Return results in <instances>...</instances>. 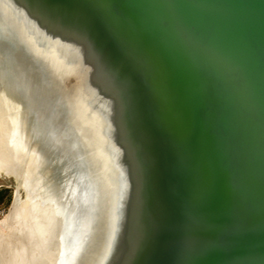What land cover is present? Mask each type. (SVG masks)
Wrapping results in <instances>:
<instances>
[{"label": "bare ground", "instance_id": "1", "mask_svg": "<svg viewBox=\"0 0 264 264\" xmlns=\"http://www.w3.org/2000/svg\"><path fill=\"white\" fill-rule=\"evenodd\" d=\"M119 4L0 0V169L21 179L33 201L10 232L20 242L31 232L32 248L24 256L11 255L15 248L0 234V264H170L193 246L197 233L187 239L186 233L206 211V199L215 191L219 198L222 155L214 170L212 147L202 148L199 139L185 150L177 142V130L171 133L178 118L172 111L157 116V98L169 85L157 63L172 68L182 61L181 50L174 52L162 31L151 28L152 17L145 12L150 5L139 8L146 16V28L140 29L141 13L124 18L127 9ZM193 5L223 54L221 83L243 98V76L248 79L256 71L247 69L219 13L205 0H193ZM180 44L194 65L210 62V53L195 49L194 41ZM141 48L131 67L123 70L129 54ZM232 70L233 76L227 73ZM190 98L200 114L197 103L206 99L198 93ZM243 101L264 136V109H253L248 98ZM139 110L146 115L136 122ZM218 115L216 110V120ZM139 123L150 132L142 134ZM170 133L169 151L159 141ZM231 140L233 147L236 137ZM220 145L217 140V151ZM155 146L160 159L152 156L154 163L148 166ZM233 153L230 162L237 170L239 155L234 148ZM255 171L264 174V154ZM257 183L244 201L251 206L246 213L238 206L223 211L227 217L223 220L222 214L213 243L206 244L208 264H237L264 233V177ZM168 189L178 195L175 207L163 201ZM180 221L187 227L178 233Z\"/></svg>", "mask_w": 264, "mask_h": 264}, {"label": "water", "instance_id": "2", "mask_svg": "<svg viewBox=\"0 0 264 264\" xmlns=\"http://www.w3.org/2000/svg\"><path fill=\"white\" fill-rule=\"evenodd\" d=\"M111 1L121 3L122 7L126 9H132L130 14L133 12L141 13L139 17L143 20L145 17L142 16V11H139V8L145 3L150 5L151 7L149 6L145 12L152 17L151 28H159L160 31H164L167 36H170L171 40L176 39L179 43L185 41L187 44L192 40L195 42V49L210 53L209 58H207L210 62L205 63L204 61L197 67L193 64L194 60L191 56H189L190 58L184 57V54L186 55L185 48H180L182 59L184 58V61L191 66L194 65L193 69L189 71L188 78L191 80L193 77L195 80L193 87L188 88L186 94L192 96L198 93L206 99L201 103H196L199 105L198 109H200L202 117V123L201 120L199 123L205 127L203 130H206L208 140L213 144L214 170L216 169L217 157L222 155L223 158L224 175L220 182L219 198L216 199L215 191L207 202L210 207L207 213L209 229L205 234L204 242L206 241L209 245L210 242L213 243V237L216 233L215 226L219 223L217 221L220 220L222 214L224 215L223 220L227 217V213L224 214L223 211L241 205L239 194L243 187L245 188L251 179H254L257 173L255 171L256 165L259 164L264 154V136L260 126L249 117L251 111L248 109L252 108H248V104H244L243 101V99L248 98L253 109H264V0H205L214 9V12L216 10L219 13L224 27L230 31L238 44V50H242L241 56L247 64V69L256 71L254 76L248 77V79L243 76L245 84L242 90L246 96L241 99L236 96L234 87L225 88L221 83L222 77L218 65L223 60V54L218 43L214 44L215 41L209 27L198 17L199 13L194 9L193 0ZM131 2L134 4V9L137 8L136 10H133V4L130 5ZM136 17L134 16L135 19ZM144 26L146 27V25ZM214 52L216 53L215 57L212 56ZM182 67L184 68V66ZM240 72L236 71V73ZM227 73L232 76L233 73L235 74L233 70ZM235 79L238 78L235 77ZM217 91H219L218 96H216ZM216 110L219 112L217 120ZM220 115H222L221 118H219ZM221 123H224V128ZM234 136L236 143L232 147L231 139H235ZM216 138L221 143L218 151L216 150ZM233 148L234 152L239 155L238 161L240 163L237 170L230 162L229 154H234ZM251 168L252 174H250ZM235 212L237 211H233V213ZM252 246V249L245 252L237 264H264V233L255 240Z\"/></svg>", "mask_w": 264, "mask_h": 264}, {"label": "rangeland", "instance_id": "3", "mask_svg": "<svg viewBox=\"0 0 264 264\" xmlns=\"http://www.w3.org/2000/svg\"><path fill=\"white\" fill-rule=\"evenodd\" d=\"M113 3L115 5L117 4L120 6L119 3H116L114 1H113ZM134 14H135L134 12L132 14H130L129 9H127L126 12L123 11V17L124 18H127L129 16H133ZM145 18H146V16H145ZM141 23H144V22H141ZM141 23L138 24L140 26V29L146 28L144 26L145 23H144V25H142ZM141 25H142V27H141ZM160 33L164 37L163 40H164V42H166L168 47L171 48L173 45V51L176 53L180 52L181 44L176 39L171 40L169 38L170 36H167L164 33V31H162ZM143 48L151 49V44H148V46L146 44H144ZM143 48H141L140 50H135L133 53L129 54V56H131V58L130 59L127 58L128 62L123 64V70H128L131 67L130 63H132L133 60H136L139 57V55L143 51ZM181 60L182 61H180V60L177 61L173 65V67L170 69L166 68V66L163 64L157 63L158 66H156V70H158V73H160V75L162 74V77L164 74V76L165 77L167 76L166 78L169 79V85H168L167 89L164 90L163 92H161L159 97L157 98V100H158V108H156L157 116L161 118L167 112L172 111L173 117H175L176 119L178 118L177 120H178L179 129H178L177 122L175 121L173 126H172L171 133H172V131L177 130L176 131L177 134L175 133V136L177 138V142L179 144L183 145L185 150L188 149L187 146L191 148L192 144L194 142H198L199 139H200L202 148H204V149L210 148L211 149L213 144L208 140V138H207L202 126L199 124V120L196 116V114L199 117L201 115L198 113V111L195 108L190 106V103H191L190 99L191 98H190V95L188 96L186 94L188 88L192 87V83L194 81L193 77L191 80H190V78H188L189 71H191L193 69V66H191V64H188L183 59H181ZM180 64H181V66H180ZM182 66H184L185 69ZM143 77H144L143 82L147 84V82L149 81V78H148V80L147 79L145 80V74ZM146 77H147V75H146ZM216 77H217V75H216ZM147 87H149V85H147ZM148 90L149 89H146L145 95H148ZM216 96H218V92H216ZM143 97H142V99H144ZM45 107L51 108V105L48 106V104H47ZM145 115H146L145 110H139L138 114L136 115V119H135L136 122L139 120V118L142 119ZM183 118L189 119L190 122L186 125ZM138 128L142 132V134H144V135H146L148 132H150V127L146 126L145 124L139 123ZM152 133H153L152 135L154 136L155 131H153ZM171 133H170V135L163 137L164 139L167 138L166 140L160 139L161 141H159L160 146L163 149H168L169 151H170L169 143L171 142V138H172ZM155 139H158L157 133H156ZM162 140H164V141L162 142ZM182 141H184V142H182ZM144 151H142V153ZM152 151H153V154L151 153V160H150L151 164L148 162V164H147L148 166H150L154 163V159H155L154 156H158L157 161L160 159L159 154H160L161 150L159 148H156V146H155V148H153ZM135 156H136V159H139V151H138V153L135 154ZM152 156L154 157L153 160H152ZM216 156H217V154H216ZM219 161H221V156L219 157ZM79 163L82 164L81 161ZM222 168L223 167H221V169ZM159 174L161 175V173H159ZM159 176H158V178H159ZM221 176H223V175L217 174V177L221 178ZM263 177H264V174H256L254 179L253 180L251 179V181L249 182V184L245 188L243 187V190L240 193L241 195L239 194V196H240L239 199H240L241 205L238 204L239 205L238 209H242L246 213L247 209L251 208V206L248 203L244 204V201L248 197H250V195L252 193V189L255 187V184H258L257 182ZM175 184L176 183H173V181H171V186L172 185L175 186ZM193 195H194V193H193ZM177 196H178L177 193L173 192L172 189H168L167 193L163 197V201L166 204H168V206L175 207L176 202H177V198H178ZM31 201L32 200L29 199V193L26 191L23 181L21 179H19L10 170L5 171L3 169H0V234L4 237L3 239H5L4 240L5 242H9L13 246V248H15V249H12L14 251H11V255H19V256L23 255L24 256V253L29 252L33 246L31 243V238H32L33 234L31 232L26 234V236L28 238L23 239V241H21V242L18 241L19 240L18 234L13 233L11 235V233H10L12 231L14 225L16 224L17 220H19L20 217L22 216V215L20 216L21 212L23 211V209L26 208V206L28 205V202H30V203L33 202V201L32 202ZM207 202L208 201L206 199V201H205V207L207 206L206 211L204 212L202 217L199 218V220H197V222L195 221L194 225L191 223L190 230H189V232L187 230V233H186V234H188V235H186V239L188 238V236H191L192 232L198 234L199 233L198 231H201L200 232L201 235L195 234L197 237H195V239H193L192 244H191V246L193 245L192 246L193 248L189 247L188 250L184 253V255H182L178 259H176L174 257H173L174 258L173 260L170 259V261H171L170 264H195V263H197L199 257L201 258L202 261L199 259L200 262L198 261L197 264H208V257L206 255L207 254V252H206V247H207L206 244L207 243H206V241H205V243H203L204 237H206L205 234H207L208 225H209V222L207 221V213L209 212L210 207L207 204ZM244 217H246V216H244ZM186 225L187 224H183V222L181 223V221H180L178 226H177L176 231L179 233L182 228L185 229V227H187ZM192 226H193V228H195V229L198 228L199 230L197 231V229L196 230L193 229ZM199 236H202L203 240H202V237H200L201 241H198ZM203 244L205 245V247L203 246ZM162 245H163V242L162 243L160 242L158 247L161 248ZM201 246H203V247H201ZM160 248H159V250H160ZM200 249H202L203 251L205 250V252H203ZM159 250H158V252H159ZM18 253H20V254H18ZM157 253H156V256H157ZM149 264H151V263H149Z\"/></svg>", "mask_w": 264, "mask_h": 264}]
</instances>
